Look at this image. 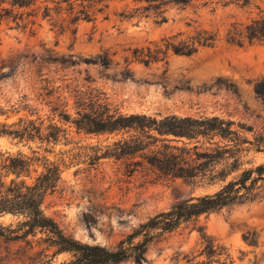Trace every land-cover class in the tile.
Instances as JSON below:
<instances>
[{
  "label": "rangeland",
  "instance_id": "374dc122",
  "mask_svg": "<svg viewBox=\"0 0 264 264\" xmlns=\"http://www.w3.org/2000/svg\"><path fill=\"white\" fill-rule=\"evenodd\" d=\"M81 3H76V11ZM84 4L93 5L90 22L69 25L68 15L53 13L44 19L40 11L33 28L0 24V66L12 59L19 64L10 78L0 81V131L3 126L18 129L20 124L34 122L44 129L57 125L67 133L48 147L38 141L20 143L0 133V152L31 157L37 151L58 163L61 182L46 198L45 213L74 240L114 248L148 218L218 187L157 179L147 166L133 172L136 160L107 156L129 134L87 135L59 114L76 118L81 94L99 92L122 115L216 116L248 124L264 135V103L254 90L264 79V44L239 47L226 40L232 24L264 16V0H197L159 10L146 9L145 1L112 0L102 12L99 9L105 3ZM196 30L218 33L215 46L193 56L175 55L163 47V39L178 33H184L180 39H185ZM158 44L164 52L160 61L146 66L133 58L135 49H155ZM104 58L110 60L107 67L100 63ZM249 160L253 164L246 168L262 165L264 153H254ZM35 176V172L30 174ZM260 195L253 202L201 216L165 234L150 247L146 264H189L185 256L197 255L201 249L200 227L229 250L235 264H264V194ZM20 221L11 214L0 217V224L10 230H16ZM248 232L260 236L257 247L243 241ZM13 238L0 236V264H67L72 260L69 253L55 256V249L44 242L45 234ZM42 251L48 255L43 261Z\"/></svg>",
  "mask_w": 264,
  "mask_h": 264
},
{
  "label": "trees",
  "instance_id": "16d2710c",
  "mask_svg": "<svg viewBox=\"0 0 264 264\" xmlns=\"http://www.w3.org/2000/svg\"><path fill=\"white\" fill-rule=\"evenodd\" d=\"M81 1L76 11V3ZM112 0H0V24L14 23L16 28H33L37 24L40 11L43 18L52 14L63 17L68 15V24L79 21H92L91 8L84 2L105 3L99 9L108 8ZM145 1L146 9L159 10L168 4L188 6L197 0H136ZM38 2H41L40 4ZM161 14H158V17ZM63 22L67 18H62ZM161 23L165 22L161 18ZM64 31L65 26L61 25ZM184 33H178L163 39V47L175 55L193 56L204 48H213L218 33L196 30L185 39ZM227 42L239 47L245 44H264V16L251 20L247 24L234 23L228 31ZM133 58L146 66L160 61L164 55L162 47L135 49ZM87 63H94L87 60ZM107 67L110 60H100ZM18 63L12 59L8 65L0 66V81L10 78L17 70ZM7 69V70H6ZM255 93L264 103V79L254 86ZM77 117L72 119L66 112L59 117L78 131L87 135L129 134L127 139L116 142L107 156L116 159L124 157L133 162L137 171L140 167H149L157 179L168 181L181 180L189 186L218 187L211 193L192 197L180 204L171 206L153 217L148 218L134 228L125 239L114 248L81 243L67 236L59 224L44 209L48 196L57 191L61 182V166L51 162L37 151L29 157L18 153L12 156L0 152V217L11 214L21 218L16 230H10L0 224V236L26 238L37 233L45 234L44 240L54 255L69 253L72 260L67 264H134L148 263V252L153 244L169 233L177 231L183 224L197 220L201 216L219 212L236 204L253 202L264 194V164L252 165V154L264 153V135L248 124H235L220 117L195 118L169 115L153 117L141 114L122 115L111 108L101 93H82L77 102ZM0 114H3L0 112ZM22 122V121H21ZM67 125V124H65ZM21 142H40L47 147L56 145L66 130L57 125L20 124L15 129L3 126L0 131ZM45 152H50L45 149ZM42 167L38 173L34 168ZM36 173L34 178L30 177ZM15 176L12 179L9 177ZM24 177L31 179L28 182ZM262 183V184H260ZM201 249L197 255H186L189 264H235L229 250L215 238L199 228ZM23 232L22 235L18 233ZM14 233L18 234L12 236ZM260 236L256 232L243 235V241L251 246L259 245ZM48 250V249H47ZM42 261L48 257L45 251L39 253ZM201 259V260H198Z\"/></svg>",
  "mask_w": 264,
  "mask_h": 264
}]
</instances>
